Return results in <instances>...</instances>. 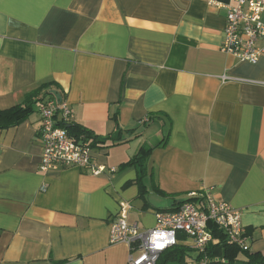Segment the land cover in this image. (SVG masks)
Listing matches in <instances>:
<instances>
[{
  "label": "crops",
  "instance_id": "crops-1",
  "mask_svg": "<svg viewBox=\"0 0 264 264\" xmlns=\"http://www.w3.org/2000/svg\"><path fill=\"white\" fill-rule=\"evenodd\" d=\"M214 2L229 0H0V110L53 84L0 129V264H127L129 247L108 238L122 203L145 231L206 189L242 212L249 252L264 256V57L220 50L227 10ZM54 91L92 134L122 129L121 144L91 148L115 173L40 171L39 108ZM144 145L146 201L138 169H120Z\"/></svg>",
  "mask_w": 264,
  "mask_h": 264
},
{
  "label": "built area",
  "instance_id": "built-area-1",
  "mask_svg": "<svg viewBox=\"0 0 264 264\" xmlns=\"http://www.w3.org/2000/svg\"><path fill=\"white\" fill-rule=\"evenodd\" d=\"M227 10L224 40L220 50L239 62L256 65L264 57V0H229L214 2ZM223 80H227L223 77ZM65 100L58 102L55 97L45 100L40 109L42 155L40 171L48 173L77 167L87 170L92 176L115 169L96 165L91 147L85 136L75 137L65 128L72 123L74 114ZM188 200L172 211L156 213L155 226L140 229L136 223L129 224L127 217L132 205H120L116 218L110 223V244H125L130 256L127 264H157L159 257L180 243V238L191 240L190 248L197 254L204 253L206 246L215 240L208 231V223L213 222L228 240L243 251H249L242 212L228 203L217 199L208 189L201 193H191ZM186 240V239H185ZM202 260V264H206Z\"/></svg>",
  "mask_w": 264,
  "mask_h": 264
},
{
  "label": "trees",
  "instance_id": "trees-1",
  "mask_svg": "<svg viewBox=\"0 0 264 264\" xmlns=\"http://www.w3.org/2000/svg\"><path fill=\"white\" fill-rule=\"evenodd\" d=\"M52 83L43 84L38 88L31 97H27L26 101L22 105L15 106L8 110H0V129H5L14 125L19 124L25 120L33 111V105L40 102L42 103V98L51 94ZM33 99V100H32ZM157 115V114H155ZM144 124H148L153 120V115L147 117ZM117 122V119H113ZM65 128L69 131V134L79 137L85 136L87 141H89V147L91 148H110L115 145L121 144L122 129L119 128L117 124V131L115 132L117 136L114 135L101 138L100 136L92 134L90 130L78 125L74 122L67 124ZM121 131V132H120ZM129 134H133L131 131H127ZM164 138L160 145L165 143ZM153 148L150 145H144L138 152V154L126 163L120 166V169L135 167L137 168L140 176L136 179L133 184H136L139 188V198L146 201L147 189L143 183L142 170L144 168V161L151 154ZM131 183V184H132ZM154 191L160 196L169 197L166 193L162 192L158 187L154 188ZM191 199H185L180 201V204ZM179 204V205H180ZM147 206V203H146ZM208 231L212 234L215 242L206 246L204 253L197 254L190 245H184L180 243L171 247L169 250L164 252L157 261V264H202V260H206V264H264V256L262 254H250L249 251H243L235 244L228 240L226 234L220 230L213 222L208 223Z\"/></svg>",
  "mask_w": 264,
  "mask_h": 264
},
{
  "label": "rangeland",
  "instance_id": "rangeland-1",
  "mask_svg": "<svg viewBox=\"0 0 264 264\" xmlns=\"http://www.w3.org/2000/svg\"><path fill=\"white\" fill-rule=\"evenodd\" d=\"M155 197V196H154ZM158 198V197H157ZM158 201H160L159 202V204H158V206H164V200H162L161 198H158ZM169 204V203H168ZM157 205V204H156ZM184 239H186V241L188 242V244H191V240L190 239H188V238H186V237H184Z\"/></svg>",
  "mask_w": 264,
  "mask_h": 264
},
{
  "label": "water",
  "instance_id": "water-1",
  "mask_svg": "<svg viewBox=\"0 0 264 264\" xmlns=\"http://www.w3.org/2000/svg\"><path fill=\"white\" fill-rule=\"evenodd\" d=\"M52 95L55 96V98H56L58 101L61 102V100H62V96L60 95V93H58L57 91H54Z\"/></svg>",
  "mask_w": 264,
  "mask_h": 264
},
{
  "label": "bare ground",
  "instance_id": "bare-ground-1",
  "mask_svg": "<svg viewBox=\"0 0 264 264\" xmlns=\"http://www.w3.org/2000/svg\"><path fill=\"white\" fill-rule=\"evenodd\" d=\"M56 100H57V99H56ZM62 100H64V99H62ZM62 100H61V101H62ZM57 101H58V100H57ZM58 102H60V101H58Z\"/></svg>",
  "mask_w": 264,
  "mask_h": 264
}]
</instances>
